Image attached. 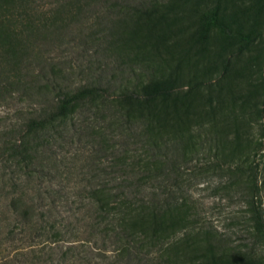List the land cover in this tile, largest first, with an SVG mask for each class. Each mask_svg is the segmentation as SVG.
Segmentation results:
<instances>
[{"label":"trees","instance_id":"1","mask_svg":"<svg viewBox=\"0 0 264 264\" xmlns=\"http://www.w3.org/2000/svg\"><path fill=\"white\" fill-rule=\"evenodd\" d=\"M163 1L123 4L124 17L113 19V44L151 32L150 21L165 15ZM100 3L65 0L42 11L37 0H0V96L17 88L39 100L0 136V264H178L169 250L195 229L203 233L209 264H257L264 259L261 170L257 164L232 169L230 188L239 186L246 206L249 241L242 249L200 221L185 188L180 169L192 139L177 128L182 114L174 77L118 89L28 79L38 39ZM208 24L229 31L216 15ZM241 38L244 48L256 36ZM85 136L98 155L71 201L57 178L65 176L66 148Z\"/></svg>","mask_w":264,"mask_h":264},{"label":"rangeland","instance_id":"2","mask_svg":"<svg viewBox=\"0 0 264 264\" xmlns=\"http://www.w3.org/2000/svg\"><path fill=\"white\" fill-rule=\"evenodd\" d=\"M64 1L37 0V4L45 11ZM141 1L101 0L83 18L67 20L61 30L40 37L33 47L28 79L46 77L73 87L103 82L118 89L174 77L182 114L177 128L188 129L192 139L180 169L185 188L200 221L245 249L246 206L239 186L230 188V181L235 166L248 164H257L264 179V0H164L165 15L150 21L155 24L151 32L145 28L116 47L113 19L124 17L123 4ZM212 15L229 31L208 24ZM242 35L256 39L241 48ZM32 93L15 88L0 96V136L4 128L32 113L39 101ZM65 152V176L57 180L71 201H77L78 181L97 157V147L85 136ZM102 157L108 163L112 156ZM169 252L178 264H209L198 229ZM257 264H264V259Z\"/></svg>","mask_w":264,"mask_h":264}]
</instances>
